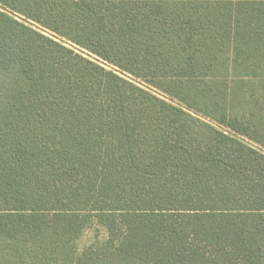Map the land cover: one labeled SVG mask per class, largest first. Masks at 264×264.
<instances>
[{"label":"trees","instance_id":"obj_1","mask_svg":"<svg viewBox=\"0 0 264 264\" xmlns=\"http://www.w3.org/2000/svg\"><path fill=\"white\" fill-rule=\"evenodd\" d=\"M0 264H264V0H0Z\"/></svg>","mask_w":264,"mask_h":264},{"label":"rangeland","instance_id":"obj_2","mask_svg":"<svg viewBox=\"0 0 264 264\" xmlns=\"http://www.w3.org/2000/svg\"><path fill=\"white\" fill-rule=\"evenodd\" d=\"M20 19L23 20L22 18H20ZM23 21H25V20H23ZM25 22L28 23V24H30V25H32V26H34L35 28L39 29L40 31H42V32L45 33L46 35H49V36H51L52 38H54V39H56V40H59V41L65 43L66 45H68V46H70V47H72V48H75L78 52L84 54L85 56H87V57H89V58H91V59H93V60L99 62L100 64L105 65L106 67H108V68H110V69L115 70L116 72H118V73L121 74L122 76H124V77H126V78H129L130 80H133L134 82H137V81H135L134 79H132L130 76H128V75H126V74L120 72L119 70L115 69L114 67H112V66L106 64L105 62H103V61H101L100 59L96 58L95 56L89 54L88 52H86V51H84V50H82V49H80V48H78V47H76V46H73V45L70 44V43H67V42L61 40L58 36H56V35L53 34L52 32H49V31L45 30L44 28L38 26L37 24L31 23V22H28V21H25ZM138 83H139V84H142V83H140V82H138ZM142 85L145 86L144 84H142ZM145 87H146V86H145ZM153 92L157 93V94L160 95V96H163V95H161L160 93H158V92H156V91H154V90H153ZM105 235H106V231H105V229H104L102 226H100V225L94 223V224H92V226H91V227L85 232V235H84L83 238H82L81 244H82V245L90 244V243H92L93 241H95V239H97V237H99V238H101V239L105 238Z\"/></svg>","mask_w":264,"mask_h":264}]
</instances>
